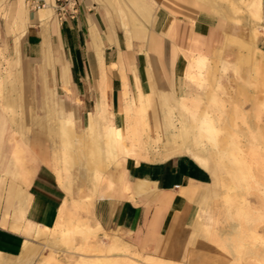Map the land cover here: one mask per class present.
Segmentation results:
<instances>
[{"label": "crops", "instance_id": "obj_1", "mask_svg": "<svg viewBox=\"0 0 264 264\" xmlns=\"http://www.w3.org/2000/svg\"><path fill=\"white\" fill-rule=\"evenodd\" d=\"M33 1L42 2L30 0L26 14L14 6L25 108L5 111L12 104L3 100L0 107V264H33L42 247L48 250L44 261L61 240L56 223L68 195L57 179L64 164L55 133L63 120L75 144L67 173L73 179V197L82 198L89 190L88 196L95 197L91 224L100 226V235L112 237L120 250L116 253L139 261L116 264H232L210 241L213 230L222 235L214 224L219 195L208 164L195 159L210 149V161L223 170L215 150L226 142L220 137L216 146L206 144L198 120L211 84L221 83L231 59L241 84L247 79L240 73L243 67L252 63L250 70H260L251 54L264 57V0H259V20L250 15L252 0H78L77 16L63 23L54 18L51 0L39 9L32 7ZM114 3L137 11L138 22L131 17L132 23H123L125 36L122 25L112 23L121 17L109 15ZM20 22H25L23 29ZM130 24L133 29L128 30ZM144 27L145 33L129 39L132 30ZM202 87L210 88L208 95L199 94ZM193 96L201 102L196 108L189 101ZM175 109L183 117L167 135L166 118H175ZM148 111L155 124L154 135L146 128L151 139L161 136L164 146L179 145L176 149L183 153L164 159L151 144L146 159H133L146 150ZM89 126V145L79 149L76 136ZM104 127L115 129L124 148L131 150L119 166L102 157L96 163L90 155L101 144L97 133ZM75 160L93 164V177L103 182L89 183V169ZM137 182L142 183L140 191Z\"/></svg>", "mask_w": 264, "mask_h": 264}, {"label": "rangeland", "instance_id": "obj_2", "mask_svg": "<svg viewBox=\"0 0 264 264\" xmlns=\"http://www.w3.org/2000/svg\"><path fill=\"white\" fill-rule=\"evenodd\" d=\"M29 1L30 0H25L24 2L25 10H21L23 14H26L28 12V8L30 7ZM15 3L16 0H0V105L1 100H3L6 104L8 102L11 103L12 105L10 107H7L5 110L11 113H15L14 111L19 112L25 108V105L23 103L24 101H22L20 97V83L17 71V66L19 65V33L16 28L19 25L18 19H14ZM110 5L112 7V11L109 12V15L112 17H121L120 19L113 18L112 23L122 25V31L125 36L123 23L127 22L128 19L129 22L132 23V21H130L131 17L135 20L134 22H138V20H136L135 14L137 13V11L134 10L132 12L130 7L131 5L128 4L122 5L114 3ZM25 22H20V26L22 27V29L25 27ZM126 28L128 30L133 29L131 24L130 26L127 25ZM112 29L114 28L112 27ZM139 32L145 33V27L143 31L132 30L129 33V39H132L134 35V37H137ZM139 47L140 42L136 44L137 50H139ZM251 56L252 61L254 59L253 57H256V62L260 66V70L257 68L250 70V68L252 67V63H249V65H247L248 67H243L240 73L243 77L247 76V79H244V83L241 84L242 81L240 80V78H237L234 71L232 70L231 65H233V61L235 59H231L232 62L229 63L230 66H228V68L221 74L222 76L220 78V81L224 86L227 113H230L229 115L227 114V116L235 117V120H233V118H230V120L228 117V120L231 121L230 124L227 120V124L222 125L225 130L222 128L220 137L223 138V140L226 142V146H222L220 149L215 150L220 151H218L220 160L224 164H222L220 168L223 167V170H218L215 162L213 161H210L208 163L209 170L212 174V187L218 190L219 195L217 197L218 200L215 207L216 219L214 220V224L216 225V227H219V232H222L221 235L220 233L218 234L216 230H213L210 241L215 245L216 250L219 252V254L224 251L227 255H229L232 260V264H264V223L257 218V212L255 209L257 206L256 197L258 195L257 193H259L260 187H258L256 180L243 178L242 176H240V178L239 176H237V174H234V167L237 168V165L231 160L232 156L228 145L231 136H238V134L240 136L239 138L241 145H245L246 136L243 135H246L250 130L257 131V121L258 125H260L261 127L264 126V111L259 110L260 106L264 104V57L262 54L258 53H252ZM219 75L220 74L218 73V76ZM198 92L200 95H208L209 88H198ZM234 106L237 109V116L234 113ZM201 108L202 107H200L196 111V116L200 114ZM150 112L148 111L146 115L149 124L148 122H146L144 128V136L148 139L146 150H143L142 152L136 151L137 153L134 155L133 159L136 162L139 159H146L147 155L150 152L151 144L155 146V152L161 151L162 158L164 159L175 154L183 153L177 151L176 148H171V146H164L161 136H157L155 137V139H151L149 134L146 132V128L149 125L147 131H150V134L152 135L155 134V128H153L155 124ZM174 113L176 115L175 118H166L167 126L169 129L167 135L176 131L177 126H175V124H177L179 127L181 119L183 117H179L182 112L178 111V109H175ZM188 118L189 121H191L190 115H188ZM89 133L90 126L86 127V131L80 133L78 141L79 147L82 148V146L85 147L89 145ZM240 134L243 135L241 136ZM98 137L99 135L97 133V141H99ZM72 147L73 143L70 144L68 157L66 159L62 154V147L60 148V151H58V154L59 152L61 154L64 164V173L63 175H61L62 178H65L64 181H66V176L68 173L66 171V161L71 167V161L73 155L75 154V151ZM220 153H223L224 155H226V157L229 158L227 159ZM151 158L159 159L157 157H153L152 155L150 156V159ZM230 161L231 163H229ZM63 164L60 163V166L57 168V170H60L61 165ZM82 167L85 170L88 168V166L83 165ZM231 170L232 172H230ZM212 171L214 172L215 176L213 175ZM95 175H104V173ZM230 175H233L234 178L237 177L235 178L237 180H234V178H232L233 176L231 177ZM220 177L222 178V180ZM91 180H93L92 182H96V184H99L100 182L93 177V174ZM75 182H77V180H75ZM89 194L90 193L88 190V193L86 195H84L82 198L78 197L75 200L83 202L86 200V198H88L86 196H88ZM77 205L78 206L73 212L72 217H74V219L72 218L71 223H75L76 220L86 222L87 229L91 230L89 235H82L76 232L71 234V238L69 237L63 241L59 240L57 237L58 242L56 244V251H52L43 261L42 255L47 254L48 250L45 247H42L41 252L37 254V259L33 264H109V262L116 264L117 262L127 263L131 262L132 260H136L116 253L120 250L113 244L112 237L104 233L100 235L99 230H95L97 223H95L94 225L91 224V219L89 218L91 210L83 209V207L80 208V205H82V203H79ZM74 215L76 216V218ZM55 230H57V228H55ZM213 234H216L215 236H217V238H214ZM219 235L221 239L218 238ZM232 235H234V237H232ZM153 261L155 263L162 261L163 263L172 264L163 260ZM140 263L143 264L142 262Z\"/></svg>", "mask_w": 264, "mask_h": 264}, {"label": "bare ground", "instance_id": "obj_3", "mask_svg": "<svg viewBox=\"0 0 264 264\" xmlns=\"http://www.w3.org/2000/svg\"><path fill=\"white\" fill-rule=\"evenodd\" d=\"M24 2H25V0H16V4H17V7H18L19 10H25L24 9ZM249 4L250 5L248 6V8H249V12H250L251 17L254 20H257V19L259 20V18H258V8L260 6L259 5V0H252L251 3H249ZM43 12L44 11L42 9L39 10L40 14H43ZM211 89H212V92L210 94L209 100L204 105L202 114H201V116L199 117V120H198V129H199V131L201 133L200 136L203 138V140L206 142V144H208L209 146H216L217 143L219 142V140H221L220 139V134H221L222 128H223L222 125H226L227 124L228 117H229V119L233 118V120H235L234 119L235 117L227 116L228 113H227V107H226V103H225V91H224L223 85L221 83H219L217 85L211 84ZM190 94L192 95V93H189V95ZM187 97H188V94H187ZM187 99L185 97V101ZM189 101L191 102V104L195 108L198 107L200 105V103H201L200 101H198L196 99L195 96H193L191 99H189ZM259 110H263L264 111V104L260 106ZM234 113H235V115L237 114L236 107L234 108ZM191 115H193V114H191ZM134 118H136V117H134ZM230 120H228L229 124L231 122ZM257 120H258V118H257ZM190 123H191V121H190ZM193 123L195 124V122H193ZM193 123H192V125H193ZM135 124H136V122H135ZM194 127H197V126H194ZM257 127H258L257 131L256 130L255 131H251L250 130V131H248V133L246 132L247 133L246 135L242 134L243 136H246L245 137V139H246L245 145L244 144L241 145L239 134H238V136L237 135L236 136L232 135L231 138L229 139L228 145H229V149L231 151V156H232L231 160H232V162H234L237 165V168L234 167V170H235L234 174H237V176H239V177L242 176L243 178L254 179V180L257 181L258 187H260L259 193H257L258 195L256 197L257 198V206L255 205L256 206L255 209H256V212H257V218L260 219L264 223V131H263L264 130V126L261 127L260 125H258V121H257ZM191 129H192V127H191ZM137 130H138V128H137ZM69 131H68V128H67V122L65 120H63L61 122L59 128H58L57 134L55 133V135H57L58 138H59L58 141L60 142V146L63 149L62 150V154H63L65 159L68 157L69 146H70V143H71ZM3 133H4V131H3ZM98 135H99V137H98L99 140L102 139V142H101V144H100V142L97 143V145H95V148L90 151V155H91L92 158H94V161L96 163H98L99 159L102 157V158H104L107 161V163L112 161V160L117 161V166H119L125 160L126 156L129 153L131 154V150H126L124 148V144H125V143L123 144L124 140H123V138L120 136V134L115 129H112V128L109 129V128H105L104 127L102 129V133L101 134L98 133ZM78 137L79 136H76V140L75 141H78ZM172 137H173V135H172ZM179 138L182 139V134L179 136ZM191 139H192V136H191ZM175 140L178 141V139H175ZM194 142H195V140H194ZM77 144H78V142H77ZM177 146H179V145H177ZM177 146H176V148H177ZM180 146H183V145L180 144ZM196 147H197V145H196ZM172 148H174V147H172ZM79 149H81V147H79ZM178 150H180V149H178ZM194 150L196 151V149H194ZM77 153H80V152H77ZM220 154H222V156L224 155L223 153H220ZM76 156H77V154H76ZM224 156L226 157V155H224ZM228 156H229V154H228ZM212 157H213V155H212V152L210 151V149L204 148L201 151L200 157H195V159L197 158L199 160L200 164L203 165L204 167H206L207 164L210 162ZM226 158L228 159L229 157H226ZM77 160H75L74 164L82 166L81 162L77 161ZM222 160H223V158H222ZM114 161H113V164H114ZM229 163H231V161ZM86 166H88V168H89L88 181H89V183H91L93 181L91 179H92V174L95 172V166L93 164L86 165ZM69 167L70 166L68 165V162L66 161V171L67 172L69 170L68 169ZM230 168H231V166H230ZM230 172H232V170ZM213 175H214V172H213ZM230 176L232 177L233 175H230ZM232 178H234V176ZM235 178H237V177H235ZM235 178H234V180H237ZM57 179H58L59 183L64 187V189L66 190L67 195H68V197L64 200V202H63V204H62V206L60 208V211H59V216L57 217L58 220H57L56 226L58 227V236H59V238L62 241L66 240L67 238H69L71 236V234L76 233V232L80 233L82 235H89L91 230L87 229V224H84L83 223L84 221L76 220V222L73 223V224L71 223V221H72V218L74 219V217H72V216H73V212L75 211V208L78 206L77 204H79V203L81 204L82 203V205H80V208L83 207V209L91 210L92 209V205H93L94 197L93 196H88V198H86V200L83 201V202L76 201L75 198L72 195L73 179L71 177L66 176V181H64L65 178H62L61 174L57 175ZM102 182L100 181L99 184H101ZM138 189H139V191L142 189V183L141 182L138 183ZM75 218H76V216H75ZM95 230H100V226L98 224L96 225ZM216 234H213L214 238H217V236H215ZM218 238H220V236H218ZM137 263H139V262H137ZM109 264H113V263L109 262ZM157 264H166V263H157Z\"/></svg>", "mask_w": 264, "mask_h": 264}, {"label": "built area", "instance_id": "obj_4", "mask_svg": "<svg viewBox=\"0 0 264 264\" xmlns=\"http://www.w3.org/2000/svg\"><path fill=\"white\" fill-rule=\"evenodd\" d=\"M45 1H33L32 7L39 9L45 5ZM51 6L54 12V18L59 22L63 23L67 19H73L78 14V0H51Z\"/></svg>", "mask_w": 264, "mask_h": 264}]
</instances>
